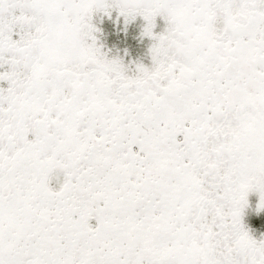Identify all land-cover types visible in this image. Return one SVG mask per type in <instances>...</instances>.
Returning <instances> with one entry per match:
<instances>
[{"label":"snow or ice","instance_id":"1","mask_svg":"<svg viewBox=\"0 0 264 264\" xmlns=\"http://www.w3.org/2000/svg\"><path fill=\"white\" fill-rule=\"evenodd\" d=\"M0 264H264V0H0Z\"/></svg>","mask_w":264,"mask_h":264},{"label":"rangeland","instance_id":"2","mask_svg":"<svg viewBox=\"0 0 264 264\" xmlns=\"http://www.w3.org/2000/svg\"><path fill=\"white\" fill-rule=\"evenodd\" d=\"M113 20H115V13L113 14ZM101 27L104 29L105 40L115 39L117 50H120L121 55H123L125 48L130 50V46L133 44L130 41V39L133 40V25L129 26L127 35L122 31V21L119 25H116L112 21L105 19ZM137 28L139 29V27ZM253 223L259 226L260 221H254Z\"/></svg>","mask_w":264,"mask_h":264},{"label":"flooded vegetation","instance_id":"3","mask_svg":"<svg viewBox=\"0 0 264 264\" xmlns=\"http://www.w3.org/2000/svg\"><path fill=\"white\" fill-rule=\"evenodd\" d=\"M139 23L140 22L137 21V23L133 25V40L130 39L131 43H133V44L130 46V50H129L130 56L128 58H130V59H138V58L144 59V62L147 63L148 60H147L145 54H146L148 41L145 40V41L141 42L139 40V38H138L139 29L137 28V27H139ZM105 42H106L107 46L112 49L113 55H115V54L121 55L120 50H117L115 39L105 40Z\"/></svg>","mask_w":264,"mask_h":264}]
</instances>
